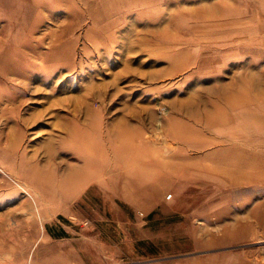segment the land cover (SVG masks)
<instances>
[{"label":"rangeland","instance_id":"rangeland-1","mask_svg":"<svg viewBox=\"0 0 264 264\" xmlns=\"http://www.w3.org/2000/svg\"><path fill=\"white\" fill-rule=\"evenodd\" d=\"M6 2L0 264H264V0Z\"/></svg>","mask_w":264,"mask_h":264},{"label":"bare ground","instance_id":"bare-ground-1","mask_svg":"<svg viewBox=\"0 0 264 264\" xmlns=\"http://www.w3.org/2000/svg\"><path fill=\"white\" fill-rule=\"evenodd\" d=\"M3 2H4V4L0 3V8H2L4 5L7 4L6 0H3ZM33 28H34V26H31V28L29 29L28 39L26 40V42H24V44L21 45L22 49L21 48L20 49H18V48L13 49L12 48L13 43L8 42V41H4V40H0V75L3 79L5 78L6 80H10L11 77H13V76H11L12 73L16 72L15 69H10L11 65L17 61V59H15L13 56H15L16 54L18 56V54H22V52H23L24 56H26V59L32 60V58H30V57L34 56L37 53L36 45L32 46V44H31V41L34 40V37L32 35ZM4 30H5V27H1V25H0V32H2ZM26 48H28V50H25ZM16 73L21 74V71L17 70ZM27 75H28V73H27ZM28 78L33 80L34 76L32 74H30V75H28ZM18 83L19 82H17V84ZM30 89H31L30 92H32V94H35L36 93L35 91L39 90V86L37 84H33ZM6 100L7 101H3V103H4L3 110L4 111L8 110L10 107L9 105L12 103L11 99L7 98ZM20 100H21V98H17V101H20ZM235 100H237V99H235ZM238 150H239L238 148L237 149L236 148H230V149L224 148L221 153H218V154L212 153V159L211 160L215 161V162L214 163L213 162L208 163L205 166L201 165L200 167H204L208 174H212L213 172L218 173L219 171H223L226 174H228L230 178L237 179L242 175L243 167H245L243 159L240 156H237L236 154H234L236 156L234 157V159H230L228 164H226L224 162V165H222L221 160L227 159V157H225V156H227V154L225 153L223 155L224 151L229 152V153L232 152V154H233V153L237 152ZM220 157H225V158L220 159ZM82 179L87 180V175L85 177H83Z\"/></svg>","mask_w":264,"mask_h":264},{"label":"crops","instance_id":"crops-1","mask_svg":"<svg viewBox=\"0 0 264 264\" xmlns=\"http://www.w3.org/2000/svg\"><path fill=\"white\" fill-rule=\"evenodd\" d=\"M43 231H44L46 237H48V238H51V237H52V235L50 234V232H49L48 230H45V228H44ZM36 256H37L38 258L40 257L39 253L36 254V250L34 249V251H33V264H37V263H35V261H36Z\"/></svg>","mask_w":264,"mask_h":264}]
</instances>
